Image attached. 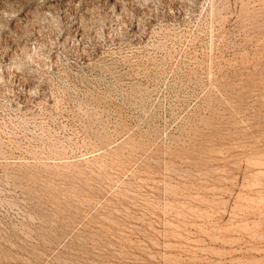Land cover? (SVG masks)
Masks as SVG:
<instances>
[{
    "label": "rangeland",
    "instance_id": "obj_1",
    "mask_svg": "<svg viewBox=\"0 0 264 264\" xmlns=\"http://www.w3.org/2000/svg\"><path fill=\"white\" fill-rule=\"evenodd\" d=\"M0 264H264V0H0Z\"/></svg>",
    "mask_w": 264,
    "mask_h": 264
}]
</instances>
